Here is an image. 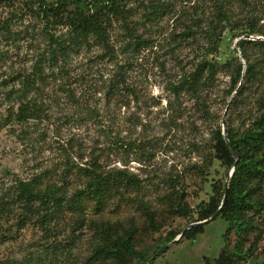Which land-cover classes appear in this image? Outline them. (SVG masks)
Returning <instances> with one entry per match:
<instances>
[{
    "label": "rangeland",
    "instance_id": "rangeland-1",
    "mask_svg": "<svg viewBox=\"0 0 264 264\" xmlns=\"http://www.w3.org/2000/svg\"><path fill=\"white\" fill-rule=\"evenodd\" d=\"M246 1L230 5L237 30L247 26L246 16L264 30V0ZM224 2H131L127 23L113 24L106 46L91 40L64 46L61 54L47 34L67 40V28L48 29L39 0H0V120L16 113L15 93L25 76H34L38 91L32 89L30 96L42 109L38 119L0 130V264H111L93 256L102 243L101 224L113 225L120 236L132 232L135 252L152 259L149 264H215L222 251L232 254L233 264H264V211L250 213L252 225L239 235L217 217L201 234L172 243L196 223L213 184L226 185L231 171L217 161L208 163L211 130L221 125L227 106L225 122L234 127L247 126L257 115L258 95L245 92L237 107L231 104L236 91L226 95L230 72L237 64L244 70L245 61L238 51L240 36H231L237 31L223 29L218 38L225 27L219 23L212 34L218 9L227 10ZM204 50L224 66L205 99L213 125L192 100L175 98L168 88L193 70ZM248 53L260 59L262 50L250 47ZM117 138L130 147H114ZM94 159L103 171L133 174L139 187L121 200L106 201L99 212L91 203L77 213L66 206L55 210L51 202H34L28 210L17 196L19 180L39 178L44 189L60 186L64 174L69 193L82 188L79 169L91 167ZM180 194L188 216L173 212ZM171 232L175 237L168 242ZM130 264L141 261L131 257Z\"/></svg>",
    "mask_w": 264,
    "mask_h": 264
},
{
    "label": "trees",
    "instance_id": "trees-1",
    "mask_svg": "<svg viewBox=\"0 0 264 264\" xmlns=\"http://www.w3.org/2000/svg\"><path fill=\"white\" fill-rule=\"evenodd\" d=\"M224 1L223 6L226 5L227 10L218 9L219 21L213 27L212 34L218 31L216 29L221 25L219 23H225V27H221L217 32L218 38H220L223 29L230 31V33L237 31L235 35H231L232 37H264V30L255 28L252 23L255 18L250 19L247 18L248 16L244 17L247 26L245 25L242 30H237L239 29L238 22L230 14V5L234 2L247 5L246 0ZM131 2H143V0H52L51 2L39 0L37 6L45 18V25L48 29H54L55 25L58 24L66 26L67 40L60 42L53 40L52 34H47L48 30H46V34L50 35V40L55 42L60 53L63 54L64 46L68 49L71 48L70 44L77 47L84 44L88 45L91 40L106 46L113 24L117 21H121L123 24L127 23V17L131 11L128 5ZM125 30L130 33L131 38H134L137 43L139 42L138 37L132 34V28L125 26ZM205 33L208 36V31ZM250 47H257L262 50L260 59H257L256 56L251 58L248 53ZM238 51L245 61V69L243 70L241 64L235 65L232 69L229 74L226 95L230 96L236 91L231 101L235 107L240 103L241 98H245V92L258 95L255 99L258 105L257 115L247 126L242 128L234 127L230 121H226L227 138L238 155L236 164L223 140L221 125H217L215 129L211 130L212 136L209 144L211 149L210 153L205 155L208 157V163L217 161L222 168H225L226 173L232 167L233 172L227 189L225 184H213V194L209 202L199 206V216L193 222L207 220L215 214L220 207L223 194L226 192V199L216 218L220 217L225 220L229 229H233L239 235L251 227L250 213L259 214L264 211V41L240 39ZM197 55L199 60L194 65L193 70L182 73L176 83H169L168 88L175 98L182 96L192 100L200 116L204 120H210L213 125L216 123V119L208 109L206 100L208 99V92L215 86L217 75L224 66L219 60L209 58L205 50L197 53ZM52 56L55 58L53 52ZM39 80H41V75L38 77ZM20 85L22 86L21 90L15 93L18 103L16 113L12 114L13 112L10 111L7 117L0 120V130L14 124L25 125L30 119L39 118L41 106L30 96L32 89L38 91L34 76H25ZM237 87L239 88L237 89ZM112 144L119 148H122L123 145L130 147L129 143L123 144L119 138L114 139ZM197 169L202 170V168ZM79 170L82 172L80 174L81 179H83L80 183H83L84 186L76 188L71 193L68 192L69 182L63 178L64 174L59 180L60 186L52 184L44 189L39 186V178L29 182L19 180L16 182L17 196L22 199L24 207L28 210L33 209L34 202H39L41 205H47L51 202L52 206L56 208L55 210L66 206L77 213L83 212L86 204L91 203L93 210L99 212L106 201L121 200L125 193L131 189H137L140 185L136 176L127 171L101 170L96 159L92 162L91 167ZM182 199V194L177 195L178 202L172 206L173 212L178 216H188L189 209L185 204H181ZM147 213L148 221L153 228L151 214L148 211ZM99 232L102 243L94 249V257L110 261L111 264H130L131 257L138 258L141 264H146L149 260L135 252L132 232H125L124 235L120 236L117 229L109 224H101ZM202 232L203 225H199L186 231L182 237L189 239ZM174 237V233L168 234V242ZM162 245L164 243L157 249L161 248ZM214 262L215 264H233L232 254L222 251Z\"/></svg>",
    "mask_w": 264,
    "mask_h": 264
},
{
    "label": "water",
    "instance_id": "water-1",
    "mask_svg": "<svg viewBox=\"0 0 264 264\" xmlns=\"http://www.w3.org/2000/svg\"><path fill=\"white\" fill-rule=\"evenodd\" d=\"M239 39H245V40H251V41H255V40H264L263 37H250V36H242L240 37ZM236 93V92H235ZM231 101V100H230ZM227 109H228V106H227ZM227 109L225 111V113L223 114L222 116V121H221V134L223 136V140L225 142V144L227 145V147L229 148L230 152H231V155L232 157L234 158V161H235V164L236 162L238 161V155L237 153L234 151V149L231 147L230 145V142L227 138V132H226V122H225V116H226V112H227ZM232 172H233V167L231 168V171L229 173V175L227 176V179H226V189L228 187V183H229V179L232 175ZM226 199V192H224L223 194V198H222V201H221V204H220V207L218 208L217 212L215 214H213L209 219L207 220H204V221H201V222H196V223H192L190 225H188L173 241L172 243H175V242H178L182 236L184 235V233L190 229H192L193 227H196V226H199V225H204L206 223H208L210 220H213L214 218H216L217 214L220 212V209L222 207V205L224 204V201ZM152 261V259H149L146 264H149L150 262Z\"/></svg>",
    "mask_w": 264,
    "mask_h": 264
}]
</instances>
